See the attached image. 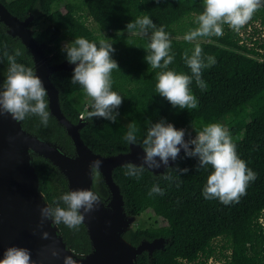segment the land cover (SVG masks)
Returning a JSON list of instances; mask_svg holds the SVG:
<instances>
[{"label":"trees","instance_id":"16d2710c","mask_svg":"<svg viewBox=\"0 0 264 264\" xmlns=\"http://www.w3.org/2000/svg\"><path fill=\"white\" fill-rule=\"evenodd\" d=\"M1 0L11 14L20 20L34 17L30 26L38 43L47 45L49 63L60 64L64 54L60 50L63 42L76 36L89 40L106 39L113 42V57L120 69L112 70L113 89L124 97L119 106L117 122L103 118H88L80 100L86 95L78 84L70 80L72 71H58L51 76L59 90L60 106L66 118L78 123L84 116L87 124L81 130L85 145L102 156L117 155L129 151L130 143L123 140L127 124L134 121L140 130L137 144L145 131V120L153 122L161 117L174 123L188 114V129H195L215 120L225 125L236 145L237 153L256 172L238 201L223 204L218 199H205L202 187L211 166L196 170L197 160L184 157L181 153L172 165L188 167V173L177 177L174 170L154 174L146 169L139 179L124 175V166L117 167L113 179L119 186L127 215L140 217L150 212L162 220L161 225L146 229L131 228L124 234L125 240L133 246L142 241L163 238L167 242L163 249L149 257L143 252L137 264H264V55L256 48L242 43L237 31L224 25L222 36L202 37L198 42L203 52L212 54L216 63L202 69L203 86L195 80L190 84L198 99L196 108L179 109L155 91V73L144 60L143 46L146 37L125 29L128 21L147 14L159 26L171 34L174 60L169 68L190 74L182 54L190 50L193 42L184 40V33L195 27V16L203 11L204 0H81L80 4L68 0ZM91 18L98 27V33L89 28L86 20ZM41 21L48 22L45 29L37 28ZM259 22L264 27V6L259 7L250 22ZM7 46L9 52L21 49L17 61L34 68L29 50L21 40L7 33L0 22V49ZM7 69V60L0 62V80ZM47 100V96H46ZM48 102V100H47ZM24 130L56 143L64 152L73 155L75 150L63 126L49 116L47 126L35 115L21 121ZM195 135V131H192ZM183 157V158H181ZM32 164L39 178V190L51 206L63 204L59 197L69 190L68 181L50 161L32 154ZM179 181V187H177ZM153 183L159 184L164 193L148 196ZM67 247L79 256L87 255L92 247L86 226L81 223L78 230L64 224L57 225ZM220 239L223 243L216 245Z\"/></svg>","mask_w":264,"mask_h":264},{"label":"clouds","instance_id":"9594fccd","mask_svg":"<svg viewBox=\"0 0 264 264\" xmlns=\"http://www.w3.org/2000/svg\"><path fill=\"white\" fill-rule=\"evenodd\" d=\"M264 0H204L203 11L195 16V27H190L184 33V40L193 42L190 50L182 54L184 64L190 69V74L178 72L169 68L174 60L171 34L165 26L155 23L147 14L136 16L128 21L125 29L131 33L146 37L143 46L146 55L145 62L152 69H160L155 73V91L165 98L173 108L193 109L198 104L190 84L195 80L198 86H203L202 69L211 67L216 63L212 54L203 52L199 38L222 36L224 25L233 31L252 17ZM64 59L74 65L70 80L73 84L82 87L83 92L90 97V110L86 111L88 118H103L113 123L117 122L119 106L125 96L113 89L112 70L120 69L113 57L115 48L113 42L106 39L89 40L84 36H76L65 41L60 46ZM21 49L15 48L11 52L7 46L0 49V62L7 60L6 73L0 80V116L11 117L15 121H22L26 116L39 117L40 123L47 126L50 116L46 100L47 89L37 70L18 62ZM51 78V77H50ZM86 106V107H88ZM145 131L139 145L143 149L140 164L127 162L124 165V175L139 179L146 169L165 168V178L173 179L167 174L172 169L181 177V173H188V167L170 164L176 161L183 149L184 157H194L197 160L196 170L211 166L202 187L205 199H218L223 204L238 201L245 193L248 184L256 178V172L248 166L247 162L237 153L236 145L231 138L228 128L220 122H210L202 129L176 127L165 117L153 122L145 120ZM127 131L123 140L130 144H137V133L140 131L134 121L127 124ZM195 131V135L192 131ZM183 158V157H181ZM103 161L94 159L89 162V174L96 176ZM179 187V181H177ZM164 193V189L153 183L147 195ZM63 202L55 206L45 204L39 208L40 221L33 229H43L45 221L51 224H64L70 229L78 230L86 214L98 210L104 197L92 188H76L65 191L59 197ZM41 239H49L47 230L40 231ZM51 256H59L55 247H49ZM0 264H36L32 259V251L28 247L10 245L3 250ZM63 264H77L72 255L63 257Z\"/></svg>","mask_w":264,"mask_h":264},{"label":"water","instance_id":"95a60500","mask_svg":"<svg viewBox=\"0 0 264 264\" xmlns=\"http://www.w3.org/2000/svg\"><path fill=\"white\" fill-rule=\"evenodd\" d=\"M33 19L32 15L25 20L18 19L0 0V22L6 26L10 36L19 38L29 50L34 69L47 89L50 115L58 125L63 126L75 152L73 155L67 154L56 143L28 133L21 121H15L10 116H0V258L7 246L15 244L31 249L36 264H63L65 255H72L77 264H137L143 252L151 257L154 251L163 249L167 242L163 238H156L133 246L123 237L125 232L133 228L132 224L138 217L126 214L123 195L113 179V172L130 161L140 164L143 149L138 144H130L126 153L102 156L85 145L81 130L87 120L80 116L78 123L74 124L66 118L60 106L59 90L50 78L58 71H72L74 65L67 61L52 65L49 63L51 56L46 54L47 45L38 43L33 37V28L29 27ZM181 153L183 149L177 157ZM32 154L56 166L67 179L69 190L92 188L94 176L89 174V162L94 159L103 161L99 173L103 176L110 197L103 200L98 210L86 214L82 222L92 247L89 254H75L67 247L58 226L50 221H45L43 229L33 233L40 221L39 208L49 203L39 190L40 183L32 164ZM170 164L173 165L174 161L170 160ZM148 170L160 174L165 168L161 166L159 169ZM42 230L50 233L49 239H41ZM49 247L57 248L59 256H51Z\"/></svg>","mask_w":264,"mask_h":264},{"label":"rangeland","instance_id":"374dc122","mask_svg":"<svg viewBox=\"0 0 264 264\" xmlns=\"http://www.w3.org/2000/svg\"><path fill=\"white\" fill-rule=\"evenodd\" d=\"M68 0H64L66 2ZM75 2L76 4H80L81 0H71ZM87 25L91 30H93L95 33H98V27L92 21L91 18H88L86 20ZM48 26V22L41 21L37 28L39 29H45ZM239 34V38L241 39L242 43H244L249 48H256V50L264 55V27L261 26V24L257 22H250V19L246 22L245 25L241 26L239 31H237ZM91 98L85 95L81 100L80 103L83 106L84 111L90 109L89 100ZM88 106V107H86ZM119 118V117H118ZM190 120V117L188 114H184L181 116V118L177 122V127H184L188 128V121ZM214 122H220L218 120H215ZM221 123V122H220ZM93 185H95V190L100 192L101 195L104 197V200L109 199L110 194L108 187L106 183L104 182L103 176L98 172L96 176L93 177ZM264 223V217L261 220ZM163 222L162 220L158 219L156 216H154L152 213L147 212L142 214L140 217L136 218L132 224V227L135 229H146L152 226L161 225ZM223 242L218 239L215 241L216 245H220Z\"/></svg>","mask_w":264,"mask_h":264},{"label":"built area","instance_id":"2783aa9c","mask_svg":"<svg viewBox=\"0 0 264 264\" xmlns=\"http://www.w3.org/2000/svg\"><path fill=\"white\" fill-rule=\"evenodd\" d=\"M262 219H263V218H262ZM262 219H261V220H262ZM261 222H262V221H261ZM262 224H263V226H264V223H263V222H262ZM209 264H219V263H214L213 260H210V261H209Z\"/></svg>","mask_w":264,"mask_h":264}]
</instances>
